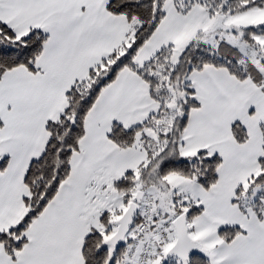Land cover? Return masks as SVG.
I'll return each mask as SVG.
<instances>
[{
    "label": "snow or ice",
    "instance_id": "obj_1",
    "mask_svg": "<svg viewBox=\"0 0 264 264\" xmlns=\"http://www.w3.org/2000/svg\"><path fill=\"white\" fill-rule=\"evenodd\" d=\"M0 264H264V0H0Z\"/></svg>",
    "mask_w": 264,
    "mask_h": 264
}]
</instances>
